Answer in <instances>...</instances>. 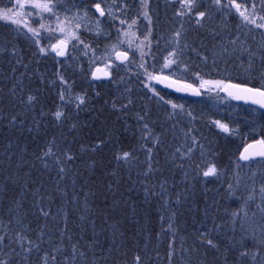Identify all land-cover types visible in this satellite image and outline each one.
Masks as SVG:
<instances>
[{
    "label": "snow or ice",
    "instance_id": "obj_1",
    "mask_svg": "<svg viewBox=\"0 0 264 264\" xmlns=\"http://www.w3.org/2000/svg\"><path fill=\"white\" fill-rule=\"evenodd\" d=\"M163 3L170 11L165 20L170 27L158 33L159 11L154 22L149 0H0V23L11 36L0 45V61L10 65V70L0 79L5 83L11 81L6 90L0 87V125L9 131H22L31 114L28 132H32L34 126L36 133H40L42 122L45 130L49 126L60 129L67 124L71 132L79 127L78 114L89 110L93 98H101L96 82L116 85L110 108L122 114L117 115V120L126 118L125 131L130 127L129 120L135 121V132L139 133L136 139L140 142L138 150L146 157V167L137 173L143 177L139 183L143 185L144 196L146 199L160 196L163 207L168 208V188L172 185L163 178L158 185L147 179L155 178V173L162 171L153 167V157L157 149L163 148L162 136L168 128L154 131L157 120L152 118L149 105L139 106L137 110L131 87L134 78L146 90L140 100L151 101L155 97L158 108L171 109L165 110L167 121L177 117L187 119V126L181 127L180 134L173 135L177 145L169 144L170 152L165 149V159L172 165L173 174L179 169L188 185L175 193L173 202L180 205L182 194L187 200V193L192 192L196 184L205 193L210 191L208 185L212 183L224 186L219 200L207 203L205 196L204 207L189 209L198 210L205 218L195 230L191 248L185 246V236L180 237L177 248L174 227L177 210H171L167 229H162L171 234L166 253L168 264H174V257L178 255L180 264H193L195 255L207 257L209 252L215 253L210 261L201 259L196 264H264V112L257 119V107L249 109L253 118L246 124L253 133L251 136L242 135L239 126H233L231 120L209 116L207 126L215 129L217 140L242 141V146L237 145L238 155L230 158L229 172L217 163L218 153L206 148L203 140L207 137L197 135L200 129L196 122L205 109H201L200 115L191 107L186 112L183 103L166 98L155 87L162 85L175 93L207 97L228 108H232L228 102L236 101L264 110V0H163ZM206 35L211 37V45ZM189 53L200 62L195 67L189 63ZM33 64L36 67L29 71ZM80 74L88 81L93 96H89L87 90H76L75 77ZM34 76L41 87L33 90L25 84V78L31 82ZM46 90L52 94L47 98L50 100L47 108ZM108 103L105 99L104 104ZM37 105L40 106L38 113ZM176 127L177 124H172L173 129ZM74 142L75 137L68 141L62 131L59 135L53 132L51 138L45 132L39 152L32 153L34 161L43 169L55 170L59 206H56L57 196L45 181L33 178L25 169V165L30 169L35 167L33 161L25 159L27 145L14 144L12 140L3 145L4 151L0 153L5 158L0 160V165H4L0 170V264H151L154 258L148 252L147 242L139 250L135 244L127 247L121 239L124 233L117 227L118 221L108 224L111 233L108 247L100 245L95 220L88 219L87 178L76 189L75 176L83 174L72 171L74 163L80 159L85 170L93 174L99 162L89 153L96 154L104 148L110 150L116 168L126 167L131 171L139 157L134 155L133 149L122 147L115 128L91 145L81 142L78 153L72 149ZM14 147L18 151H13ZM86 156L85 162L82 157ZM107 174L115 176L116 172L112 170ZM65 179H71L70 199L68 186H60ZM80 191L83 197L79 196ZM227 201L237 206L232 208ZM69 203L79 205L74 209L79 213L80 223L75 224L78 233L69 226ZM118 203L115 201L111 207L114 209ZM132 211L135 212L134 207ZM160 219H164L163 215ZM32 220L39 222L37 227H32ZM208 220L211 225L207 224ZM89 228L90 239L86 237ZM229 228L232 234L226 235ZM213 232L216 236L225 235L227 243L223 248L214 239ZM159 236L157 233V239ZM147 239L145 230V241ZM196 241L201 247L196 246ZM156 257L159 258V252Z\"/></svg>",
    "mask_w": 264,
    "mask_h": 264
},
{
    "label": "trees",
    "instance_id": "obj_2",
    "mask_svg": "<svg viewBox=\"0 0 264 264\" xmlns=\"http://www.w3.org/2000/svg\"><path fill=\"white\" fill-rule=\"evenodd\" d=\"M149 2L151 9L153 10L151 14L153 15L154 22L156 21V11H159V25L157 29L158 33L164 28L170 27L165 23L166 16H170V11L165 9L163 0H149ZM232 28L233 31H235L234 23L232 24ZM205 38L208 44L211 45V37L206 35ZM9 39H11V36L7 28L3 23H0V45H3L5 40ZM257 39H259L258 34ZM198 43L199 41H197V44ZM25 56V62H27V54H25ZM189 57V63H191L193 67H195L197 63H200L195 57L192 56L191 53H189ZM35 67V64L31 65L29 71H32ZM84 67L87 69L86 61ZM8 70H10V65H8L6 61H0V76L6 75ZM40 70L44 71L43 68ZM203 70L205 72L208 71L207 68H204ZM20 71H23V69L21 68ZM75 79L77 91L87 90L89 96H93V91L88 86V81L84 78L83 74L77 75ZM125 79L128 80L129 77L125 76ZM96 83L99 84L98 90L102 93V96L99 99L93 98V103L88 106L89 110L82 111L78 114L79 127L77 129L70 132L66 124L60 129H54L49 126L45 130L42 122L40 133H36L34 126L33 131L28 132L27 129L29 126H31L29 124V121L31 120V114H29L28 118L25 120L22 131H17L16 129L9 131L0 125V153H3V145L9 140H12L14 144L18 143L21 146L26 144L27 152L25 153V159L33 161L35 163V167L30 169L27 165H25V169L31 172L33 178L38 177L39 179H43L49 190L53 192V195L57 196L55 193L57 179L55 170L49 172L48 170L43 169L39 162L34 161V157L32 155V153L39 152V146L43 144L45 139V132L47 133L48 138H51L53 132L59 135L61 131L66 134L68 141H72L75 137L76 142L72 144V149L78 153L81 142L86 145H91L95 143L98 137L103 138V136L110 129H117L122 147L125 150L133 149L134 155L139 157V159L134 162V166L131 167V171H129V168L126 167L116 168V165L112 160L110 150L108 148H104L96 154L89 153V156L92 159H95L99 162L92 170L93 174H89V172L85 170L80 159L74 163L72 171L83 174H77L75 176V187L76 189H79L80 186L85 183V177L87 178L88 184L86 187L89 191L88 219L95 220L97 231L100 232L98 239L100 241V245L103 248L106 249L111 241V233L108 230V224L118 221L119 223L117 224V227H119L120 231L124 233V236L121 237V239L125 241V245L127 247L131 248L135 244L138 246L137 250H139L147 242L148 252L151 257L154 258L151 264H168L166 253L167 244L171 238V234L167 233L166 231H162V229H167L168 216L171 210H177V216L174 225L177 231L175 239L177 248H179L181 236H185L187 238L185 240V246L191 248L195 240V230L204 222L205 218L198 210L189 211V209H192L194 206L197 209L204 207L205 196H207V203H212L213 200H219L221 194L224 191V186L217 183H212L208 185L210 191L205 193L204 189L201 188L199 184H196V187L193 189V191L187 193V200L184 199L182 194L180 205H176L173 202L175 200V193L181 188H187L188 185L185 181H183L182 173L179 169H175L173 174L172 165L165 159V149L170 152L172 148L169 147V144H171L173 147L177 145L178 141L173 139V135L180 134L181 127L187 126V119L185 118L181 120L180 117H177L175 120L167 121L165 110L167 109L168 111H171V109H168L167 106H160L158 108V102L155 97H153L151 101L140 100V95H143L146 90L143 89V86L140 85L138 81L132 78L131 87L133 88V98L137 102V110L139 109V106L145 104L149 105L152 118L157 120L156 125L153 126L154 131L162 132L163 128H168V132L162 136L164 141L163 148L157 149L156 154H154L153 157V167L162 169V171H157L155 173V178L149 176L147 179L150 183L156 182L158 185V181L163 178L166 179L170 185H172L168 188L170 206L168 208H164V202L160 196L146 199L143 192V185L139 183V180L143 179V177L137 175L138 172L146 167V157L144 153L138 150L140 142H138L136 139L139 133L135 132V121L129 120L130 127L127 131H125L123 122L126 118L122 117L120 120H117V115L122 116V114L114 113L110 108L112 95L116 93L118 86L112 85L109 82H105L103 84H100L99 82ZM25 84L33 90L36 87H41L39 84V79L35 76L31 82H29L26 77ZM10 86L11 81L5 83L2 79H0V87L6 90L7 87ZM119 87L122 88V86ZM156 88L166 98L172 99L177 103H183L185 105L186 112L191 107L196 111L197 115H200L201 109H205L204 115L201 116V118L196 122L197 128L200 129L197 135L207 137V139L203 140L206 148H211L212 150L216 151L218 153L217 163L221 168H227L230 172L232 167L230 164V158H233L234 154L238 155L237 145L242 146V141L234 138H220L217 140V137L214 136L215 129L210 130L208 128L207 120L209 116L231 120L233 122V126H239L242 135L244 133H248V135L251 136L253 133L249 131L246 121H250L253 118L249 111V109L252 107L230 101L228 103L232 105V108H228L226 104L214 103L209 101L207 97L194 99L171 93L159 87ZM27 90L28 89H26V91ZM51 95L52 94L47 90L44 93V102L46 108L50 106V100L47 98ZM105 99L108 100V104H104ZM39 107L40 106L37 105V113L39 112ZM209 108L211 111H208ZM221 109L223 110L221 111ZM6 111H10V109H6ZM229 112H231L230 116ZM261 112L264 111L257 109V119H259ZM37 118L39 117L37 116ZM4 123H6V121ZM172 124H177L176 129L172 128ZM209 141H212L211 145L209 144ZM13 151H18V148L14 147ZM2 159L5 158L0 156V160ZM15 159L16 157H13L14 161ZM82 159L86 162L88 157H82ZM157 161H159V163H157ZM3 167L4 165H0V170H2ZM112 170H115V176L107 174ZM69 176L71 177V173H69ZM0 181H2V176H0ZM133 181H135V183H133ZM110 184L111 188L109 187ZM65 185L68 186L70 199L72 195L71 179H65L61 182L60 186L64 187ZM156 190L159 191L158 186ZM93 192L95 195L91 194ZM241 193H243V184L241 185ZM79 196L83 197V191L79 192ZM115 201H118L119 203L115 204L113 209L111 205H113ZM59 203L60 200L57 196L56 206H59ZM223 203L224 201H221V204ZM227 203L232 208L237 206L233 201H227ZM78 207L79 205L74 206L71 203H69L67 206V211L69 212V226L74 228L77 233L79 232V229L75 228V224L80 223V221L78 219L79 213L74 209ZM133 207L135 208L134 213L132 211ZM53 210H55V208ZM161 215L164 217L163 220L160 219ZM105 219L107 220V223H104ZM38 223V221L32 220V227H37ZM207 224L211 225V220H208ZM85 226L87 227V224H85ZM237 228L239 229V224H237ZM145 230L148 233L147 241H145ZM201 230L204 229L201 228ZM157 233H160L159 239H157ZM231 234V229L229 228L226 235ZM86 237L89 239L91 238V228L88 229ZM213 237L221 244V248H223V245L227 243L225 235L223 234L221 236H216L215 232H213ZM196 246L201 247L198 241H196ZM113 247H115V245H113ZM201 250H203V248H201ZM157 252H159V258L156 257ZM141 255L144 256V252H141ZM213 255H215L214 252H209L207 257L199 256L197 254L193 257V264H196V262L201 259L210 261ZM113 257H115V252H113ZM129 259H131V256H129ZM174 264H180L179 255L174 257Z\"/></svg>",
    "mask_w": 264,
    "mask_h": 264
},
{
    "label": "water",
    "instance_id": "obj_3",
    "mask_svg": "<svg viewBox=\"0 0 264 264\" xmlns=\"http://www.w3.org/2000/svg\"><path fill=\"white\" fill-rule=\"evenodd\" d=\"M156 87H159V88H161V89H164V90H166V91H169V92H171V93H174V94H177V95H181V96H184V97H189V98H194V99H198V98H200V97H193V96H190V95H187V94L175 93V92H173L171 89H165V88H163L162 85H156ZM233 102H234V103H238V104H244L243 102H236V101H233ZM244 105H245V104H244ZM247 106L257 107V109H258V106H253V105H247ZM259 110H261V109H259ZM262 111H264V110H262Z\"/></svg>",
    "mask_w": 264,
    "mask_h": 264
}]
</instances>
